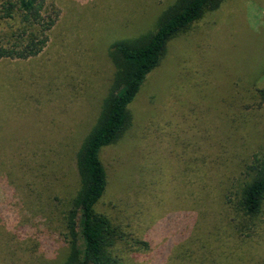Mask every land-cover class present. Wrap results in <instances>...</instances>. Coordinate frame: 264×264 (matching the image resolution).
<instances>
[{
	"label": "rangeland",
	"instance_id": "obj_1",
	"mask_svg": "<svg viewBox=\"0 0 264 264\" xmlns=\"http://www.w3.org/2000/svg\"><path fill=\"white\" fill-rule=\"evenodd\" d=\"M48 1L60 16L42 53L0 60V264L66 258L62 218L114 71L108 48L154 31L174 0ZM262 91L264 0H224L167 43L100 152L96 211L118 229L120 264H264V207L249 217L234 204L264 151Z\"/></svg>",
	"mask_w": 264,
	"mask_h": 264
},
{
	"label": "trees",
	"instance_id": "obj_2",
	"mask_svg": "<svg viewBox=\"0 0 264 264\" xmlns=\"http://www.w3.org/2000/svg\"><path fill=\"white\" fill-rule=\"evenodd\" d=\"M223 1L174 0L158 16L154 31L109 46L114 71L97 120L76 153L78 189L62 218L68 253L61 264H120L110 251L119 237L118 229L96 211L107 187L100 152L114 144L129 126V106L160 64L167 43L206 11L217 10ZM59 16L58 7L48 0H0V23L8 25L0 36V60H27L41 54ZM262 97L264 100V91ZM243 175L245 180L234 204L239 212L253 217L264 207V151L252 155Z\"/></svg>",
	"mask_w": 264,
	"mask_h": 264
}]
</instances>
